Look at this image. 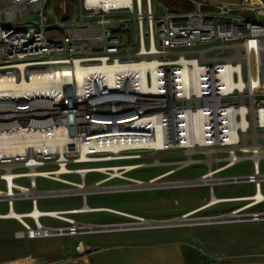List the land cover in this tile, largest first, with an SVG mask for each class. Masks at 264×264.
Returning a JSON list of instances; mask_svg holds the SVG:
<instances>
[{"label":"built area","instance_id":"built-area-1","mask_svg":"<svg viewBox=\"0 0 264 264\" xmlns=\"http://www.w3.org/2000/svg\"><path fill=\"white\" fill-rule=\"evenodd\" d=\"M47 2L0 0V201L6 203V211L0 212V218L12 211L19 214V217L8 216L22 224V229L15 231L16 235L42 237L93 231V224L78 222L71 216L89 210H74L77 207L41 209L36 216L29 215L37 206L39 197L68 191L61 188L39 190L37 178L73 184L60 177L63 173L55 172L61 154L37 147L45 140L46 133L55 126H61L64 120L70 131L72 122L76 121L88 125L83 134L99 132L103 130L101 126L87 123L94 116L110 119L112 122L106 127L116 131L121 128L113 124L118 116L130 114L144 118L153 115L154 110L166 107L160 98L142 108L136 107L137 96L157 93L118 88L115 95L96 75H87L80 83L71 78L61 80L58 82L59 90L46 95L18 87L21 81L30 80L35 74L50 76L53 70L63 67L73 71L78 66L89 67L104 62L127 64L155 60L160 76L159 95L170 88L175 96L172 109L175 120L182 118L184 111L191 117L199 112L203 149L210 152L215 148L224 150L221 167L233 165L244 157L252 158L251 173L223 176L219 182H251L253 191L249 196H253L258 188L262 191L264 171H260L257 165L264 153L253 157L244 154L243 148L251 145L264 147V80H260L262 75L254 46L255 37L264 36V2L190 0V9L163 8L161 14H155L152 0H129L122 4L114 0H79V15L71 18L67 16L64 0L57 3L56 15L51 6H46ZM126 12L131 13L130 18L115 19V15ZM214 41L220 43L216 46L221 48V52L206 54ZM182 57L198 63L195 70L188 68L190 75L193 71L195 73L196 89L189 88L184 96L179 95L178 84H175L181 71ZM251 61L254 62V81ZM145 81L149 86L153 82L149 70L145 73ZM77 87H81L83 92L77 91ZM137 121L128 122L129 126L149 129L148 136H154L153 123ZM177 123L179 128L181 122L175 121ZM166 135L164 132L165 141L169 138ZM127 137L130 140L131 135ZM174 147L184 149L168 143L162 148ZM143 149L154 148L135 145L121 152L131 155L126 152ZM77 155L78 151H74L62 160L66 164L70 160L76 163L99 161L105 160L109 153L91 151L87 153L88 160L78 161L75 160L80 157ZM187 160L194 159L189 156ZM47 164L55 166L45 168ZM19 178H25L28 183H19ZM21 198L29 199L30 208L16 211L13 202ZM253 201L251 199L250 202ZM262 202L264 191L253 204L245 206L247 202L232 211L239 213ZM85 204L83 200L81 206ZM244 214L264 215V209ZM42 216L65 223L48 225L40 221ZM25 217L30 218L32 224ZM141 221L140 217L132 222ZM118 224L125 226L126 223ZM83 247V252L76 249L75 255H85L88 247ZM212 257L220 259L221 255L214 253Z\"/></svg>","mask_w":264,"mask_h":264},{"label":"rangeland","instance_id":"rangeland-1","mask_svg":"<svg viewBox=\"0 0 264 264\" xmlns=\"http://www.w3.org/2000/svg\"><path fill=\"white\" fill-rule=\"evenodd\" d=\"M67 16L79 15V0H64ZM59 0H48L46 6L53 8V14L58 13L57 3ZM155 14H161L163 8H168L162 0H152ZM159 4H158V3ZM171 10V9H170ZM131 13H119L115 19L130 18ZM208 55L221 52L216 46L220 43L214 41ZM255 47H264V42H259ZM256 53V48H255ZM264 65V64H262ZM259 64V68L262 66ZM251 75L254 81V62L251 61ZM130 153L131 155H127ZM125 157L106 158L105 160L76 163L69 161L68 170L77 167H102L101 170H90L87 172H65L61 178L69 182H58L47 178H37L39 190L68 189V191L55 195H45L37 199L39 209H66L79 207L83 200L90 206H102L103 209L82 211L71 214L78 222L100 224L101 222L119 220L126 223L123 227L138 228L125 233H111L110 231H84L73 235H50L42 236L28 241L13 238L14 229H22V224L16 220L0 218V255L22 254L27 251L41 249H60L70 241L81 239L85 242L100 241L104 238H118L138 234H155L159 237H193L194 242L200 249H221L230 253H264V217L248 218L245 212L264 209V202L249 207L234 217L226 220L208 222L209 216L228 214L248 200H226L213 203L212 205L198 209L210 199L211 190L217 196L246 195L253 191V183L247 181H225L219 182V178L229 175H243L253 171V160L244 157L233 165L220 169L224 161L221 156L225 154L222 149H212L210 158L203 149L193 150L188 154L186 150L174 147L156 152L153 149H143L126 152ZM156 153V154H155ZM132 156V157H131ZM193 161L184 163L188 157ZM103 159V158H102ZM107 159V160H106ZM126 163H137L138 165L126 170L120 167L117 170L108 168L118 165L125 166ZM259 170L264 171V156L258 160ZM54 164H47L45 168H53ZM105 167V168H104ZM211 169V175L201 180L199 177L206 175ZM139 179L142 182L136 183ZM151 181H148L150 180ZM19 183L27 184L25 178L17 179ZM83 181L85 188L78 189L76 183ZM75 182V183H74ZM261 189L264 191V181H261ZM71 192V193H70ZM112 208L135 214L143 218L136 224V218L126 214L117 213L107 208ZM13 208L16 211H24L30 208L28 198L15 199ZM6 211L5 201H0V212ZM192 214L186 216V220L177 222L175 219L187 212ZM192 218V220H189ZM32 224L28 217L24 218ZM170 220L168 225L152 226L144 223L146 220ZM40 221L48 225L64 224L65 222L48 216L40 217ZM129 222V223H128ZM131 223V224H130ZM4 226H9L8 228ZM123 227H121L123 229ZM143 227V228H140ZM8 233V236L7 234ZM6 234V235H5ZM4 235L5 238H1ZM200 236L203 237L200 238ZM15 240L14 247L8 245Z\"/></svg>","mask_w":264,"mask_h":264},{"label":"bare ground","instance_id":"bare-ground-1","mask_svg":"<svg viewBox=\"0 0 264 264\" xmlns=\"http://www.w3.org/2000/svg\"><path fill=\"white\" fill-rule=\"evenodd\" d=\"M107 1V0H105ZM115 2H118L120 4L122 3H128L129 0H114ZM259 42H264V36H257L254 39V45H256ZM262 51V50H261ZM182 66L180 74L178 75L177 81H175V84H178L177 90L179 92V95H186L189 88L196 89V76L193 71V73L190 75L188 73V68H193L195 70L198 63H196L195 60L187 61L184 57L181 59ZM260 73L262 76H260V80H264V65H262L260 68ZM149 70L152 76V84L146 85L145 81V73ZM158 68L156 66L155 60H141L138 63H127V64H120L117 62L107 64H96L89 67H76L75 70H70L69 68L63 67L60 70H53V73L49 75H37L35 74L30 78V80H23L20 82L18 87L21 90H26L29 92H37L40 94H49L51 92H57L59 90L58 82L61 80H68L71 78L73 81H76L78 83L82 82L87 75H96L99 77L100 80L105 83L110 88V92L117 95V92H114L118 88L123 89L124 91H129V89H140L143 91H149L154 92L157 94H151L147 93L142 96H137L135 99L134 104L136 107L142 108L144 105L148 104V102H152L155 98H160L164 101V104L166 105L165 108L154 110L152 113L153 115L146 116L144 118L135 115L126 114L123 116H118V119L114 121L113 124H116L117 126H120L119 130L111 131L112 128H107V124H110L112 121L110 119H102L100 117L94 116V118H90L87 120V123H96L97 125L101 126L103 130H100L99 132H88L83 134V129L88 126L84 122L77 123L76 121H73L72 123V131L69 130V127L67 124L64 123L61 126H55L52 128L51 132L46 133L47 136H45V140L39 142L37 144V147L44 149L46 151H54L59 152L61 154L60 157V164L57 170H55L56 173H64V172H87L90 170H101L102 167L99 166H92V167H77L76 169L68 170L67 164L65 161L67 159V155H72L74 151H78L80 156L79 158L75 159L79 160H88L89 156L87 153L94 151H106L109 153V156L106 158H118V157H125L122 154V150L124 148H134L135 145H144L146 147L154 148L156 152L165 150L164 147L166 143L175 145V146H181L186 150L188 154H190L191 151L195 149H203V143H202V132H201V118L199 112H197L193 117H191L187 111H184L182 113V118L173 116L172 109L174 107V94L172 93L171 89L168 88L164 94H160V82H159V74H158ZM81 87H77V91H81ZM83 92V91H81ZM177 92V91H176ZM178 94V93H177ZM128 96V94L126 93ZM130 96V95H129ZM164 105V106H165ZM135 113V112H134ZM137 119V122H146L147 124L153 123L155 125V133L153 137L148 136L150 134L149 129L141 128V127H131L129 126L128 122H131L133 120ZM175 121H179L181 124L178 128V123L175 124ZM66 124V125H65ZM164 125V126H163ZM176 126V128H175ZM166 128V129H165ZM115 129V128H114ZM180 129L181 132H177ZM164 132L168 135V140L165 141L164 139ZM120 135H123V138H120ZM131 135L130 140H127L128 137ZM166 135V136H167ZM138 136V137H134ZM204 150V149H203ZM110 151V152H109ZM206 153H208V156L210 158L211 154L209 149L204 150ZM244 154L248 153L249 155L253 157H257L264 153V147L257 146V145H251V146H245L243 148ZM156 154V153H155ZM129 156V155H128ZM132 157V156H131ZM63 159V160H62ZM107 160V159H106ZM189 160H184V163H187ZM137 163H126L125 166H110L108 168L118 169L120 167H125L126 170L133 168L137 166ZM231 165H225L220 167V169L227 168ZM105 168V167H104ZM257 168L259 166L257 165ZM211 169L208 171L206 175H202L199 178L201 180H210L214 178H206L207 176L211 175ZM136 183H141L142 181L139 179L134 180ZM148 181H151L148 180ZM78 189H84L85 185L83 181L81 183L75 184ZM64 190V189H63ZM66 190V189H65ZM68 190V189H67ZM252 194L253 196H249V194L246 195H235V196H217L214 194V192L211 190L210 193V199L207 203L202 204L198 209L204 208L206 206L212 205L213 203L219 202V201H226V200H248L245 206H249L256 202L259 198L262 196V191L258 188L256 191H254ZM254 200L253 202H250ZM102 206H90V205H83L81 207H77L76 211L80 210H99L103 209ZM107 208V207H106ZM109 210H112L117 213L126 214L125 212L115 210L112 208H107ZM37 206L31 211L29 214L30 216H36L38 211H40ZM236 210L229 212V217H234L233 215H236ZM193 211L187 212L185 214H182L179 216V218L175 219L177 222H181L186 220V216L192 214ZM128 216L135 217L136 219L140 218L141 216L135 215V214H126ZM8 216H15L19 217V214L17 212L12 211L10 215ZM5 216V217H8ZM142 218V217H141ZM23 221V218H21ZM143 220V218H142ZM189 220H192L190 218ZM170 221V220H169ZM169 221H166V223H169ZM135 223V222H134ZM140 223V222H139ZM144 223H153L149 225H155L157 223H163L159 221H149L146 220ZM131 224V223H130ZM138 224V223H136ZM171 224V223H169ZM83 245L81 244L79 247V250L83 252ZM30 258H20L14 261L9 262V264H27L32 262ZM7 263V262H6Z\"/></svg>","mask_w":264,"mask_h":264},{"label":"crops","instance_id":"crops-1","mask_svg":"<svg viewBox=\"0 0 264 264\" xmlns=\"http://www.w3.org/2000/svg\"><path fill=\"white\" fill-rule=\"evenodd\" d=\"M207 1L235 2L236 0ZM256 1L264 2V0ZM255 48L259 68V64H264V47ZM2 219L16 220L9 217H2ZM16 221L18 222V220ZM118 221L111 220L101 222L100 224L119 223ZM6 228H8L9 233V226ZM136 229L138 228L123 227V229L114 228L99 231L125 233ZM16 230L14 229L9 234L15 239L28 241L38 238L18 236L15 234ZM8 233H6L7 236ZM1 238H5V236L2 235ZM192 238L185 236L164 238L155 234L141 233L131 236L122 235L118 238H104L94 242H85L78 239L68 242L60 249H35L22 254L0 255V264H9V262L20 258H30L33 260L27 264H264V253H230L216 248L215 250L200 249V246ZM200 238L203 239L202 236ZM81 244L88 247L87 253L85 255H75L76 249L79 250ZM8 245L14 247L15 240ZM214 253L221 255V258H213L212 255ZM73 257L76 258L73 259Z\"/></svg>","mask_w":264,"mask_h":264},{"label":"water","instance_id":"water-1","mask_svg":"<svg viewBox=\"0 0 264 264\" xmlns=\"http://www.w3.org/2000/svg\"><path fill=\"white\" fill-rule=\"evenodd\" d=\"M247 215L248 218H258V217H264V215H257L253 216L251 214H245ZM229 213L228 214H221V215H214V216H209L207 217L208 222H216V221H221V220H226L229 219ZM163 223H157L153 226H164L168 225L169 223H166V221H169L167 219L164 220H155ZM124 224H118V223H108V224H93V231H99V230H108V229H114V228H121L123 227Z\"/></svg>","mask_w":264,"mask_h":264},{"label":"trees","instance_id":"trees-1","mask_svg":"<svg viewBox=\"0 0 264 264\" xmlns=\"http://www.w3.org/2000/svg\"><path fill=\"white\" fill-rule=\"evenodd\" d=\"M164 4L174 10H187L192 8L190 0H162Z\"/></svg>","mask_w":264,"mask_h":264}]
</instances>
